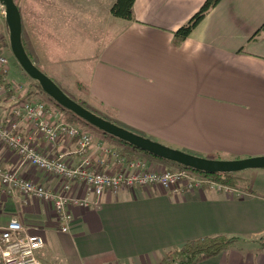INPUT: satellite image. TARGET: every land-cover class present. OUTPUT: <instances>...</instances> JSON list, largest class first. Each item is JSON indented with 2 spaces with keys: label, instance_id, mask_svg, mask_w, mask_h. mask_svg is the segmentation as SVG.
<instances>
[{
  "label": "crops",
  "instance_id": "1",
  "mask_svg": "<svg viewBox=\"0 0 264 264\" xmlns=\"http://www.w3.org/2000/svg\"><path fill=\"white\" fill-rule=\"evenodd\" d=\"M69 1L42 9L34 0L30 30L22 21L37 66L41 59L54 63L86 87L88 105L101 116L165 145L208 158L264 155V31L252 38L264 24V0H222L181 45L175 32L205 0H136L134 20L111 14L116 0H83L93 3L91 9ZM45 108L52 121L64 122L60 107L58 117ZM3 109L9 118L11 109ZM80 129L92 135L101 170H118L104 148L128 161L144 159L156 171L176 169ZM39 146L45 154L78 159L76 140L53 149L42 138ZM0 164L46 188L60 185V178L2 146ZM242 172L246 184L234 187L235 194L185 185L177 191L157 185L106 189L96 205L74 207L68 232L59 229L50 204L4 195L0 228L16 218L43 236L41 264H157L169 250L218 235L243 241L197 264H264V168ZM71 193L88 196L78 181Z\"/></svg>",
  "mask_w": 264,
  "mask_h": 264
},
{
  "label": "built area",
  "instance_id": "2",
  "mask_svg": "<svg viewBox=\"0 0 264 264\" xmlns=\"http://www.w3.org/2000/svg\"><path fill=\"white\" fill-rule=\"evenodd\" d=\"M0 15L6 18V8L3 4L0 7ZM8 61L0 49V77L7 73ZM3 92H6V88L0 84V95ZM14 98L15 96H12L11 99ZM42 138L53 149L62 141L76 140L74 153L78 157L77 161L71 162L65 154L55 157L40 151L39 142ZM0 146L12 151L22 161L60 178L59 187L52 190L0 164V197L20 193L27 198L50 204L56 213L59 229L63 232H68L74 221V207L87 208L96 205L106 189L117 192L122 187L132 189L157 185L177 191L185 185L192 190L208 186L228 194L237 193L234 187L187 167L156 171L150 169L144 159L128 161L118 152L107 148H104L103 153L106 156L111 155L118 170L115 173L101 170L94 164L92 135L71 124L52 121L40 100L16 101L11 107L9 118L0 116ZM77 181L85 185L87 197L79 198L71 193ZM91 195L95 199H92ZM45 246L43 236L29 233L16 218L0 228L1 264H41L39 255Z\"/></svg>",
  "mask_w": 264,
  "mask_h": 264
},
{
  "label": "water",
  "instance_id": "3",
  "mask_svg": "<svg viewBox=\"0 0 264 264\" xmlns=\"http://www.w3.org/2000/svg\"><path fill=\"white\" fill-rule=\"evenodd\" d=\"M0 3L6 8V22L9 27L11 49L22 69L29 77L40 84L46 95L88 124L98 128L105 134L127 142L160 159L208 174L240 172L247 169L264 168V155L242 159H214L198 156L126 129L85 108L67 95L28 56L22 42V15L15 0H0Z\"/></svg>",
  "mask_w": 264,
  "mask_h": 264
},
{
  "label": "rangeland",
  "instance_id": "4",
  "mask_svg": "<svg viewBox=\"0 0 264 264\" xmlns=\"http://www.w3.org/2000/svg\"><path fill=\"white\" fill-rule=\"evenodd\" d=\"M16 1H18V3H19L20 9H21V14H22V20L24 21V24L26 25L25 27L27 28V30H30V29H28V27H32V25H33L32 19H33V10H34L33 9L34 8V4H33L34 0H16ZM50 1L52 2V5H54V2L57 0H35V3L37 4L38 7L42 8V9H47V7L50 5ZM69 2H71V0ZM82 2L85 4H88V5H85L86 8L91 9L90 7L93 4V3H91V1L86 3V1L82 0ZM0 7H1V3H0ZM27 30H25L26 35L24 34L25 35L24 37H26V38H28ZM27 41H29V39ZM0 49H1L2 53L7 56L8 60H9L7 73L5 74L4 77L8 78L9 83H10V87L6 88V92L1 93V95H0V116H3L2 115L4 113L3 108H5V110L9 111V109H11L10 107H12L13 104L16 103V101L31 99V100H38V101L40 100L46 107H48V109L50 111H52V113L54 112L56 114V116L58 117L59 112L57 110L58 108H56V104H54L53 101L45 93L40 91V89L38 88V82L36 80L32 79L31 77H29L25 73V71L22 69L19 62L17 61V59L13 55V52L11 49V44H10L9 28L7 26V23H6V18H4L1 15H0ZM29 49L33 53L34 48L32 47L31 43L29 45ZM33 57L36 58L37 56L35 57L33 55ZM37 63L40 66V69L44 73H46L48 75L50 74L49 77H51L66 94L70 95L72 98H74L76 100H80L89 109L96 112L97 114H100V113H98V111L96 109H94L90 105H88L89 94H88L86 87L83 84L76 82V80L72 77H67L64 74V72L58 71L57 68L55 67V64L50 63L48 60L43 62V59H41V60H38ZM59 74H60V76H59ZM12 91L14 92V94L11 93ZM12 95L15 96L14 99H11ZM64 111L66 112V115H60L59 120L64 121L66 123L67 122L72 123L79 128L82 127L91 133L93 132V133L102 134L103 136H105L109 139H113L117 143L122 144V142H120L117 138L111 137L109 134H104L98 128L88 124L87 122H85L82 119H79L75 114H73L69 111H66V110H64ZM106 118H108V117H106ZM126 128H128V127H126ZM130 130H132V129H130ZM124 145L128 146L127 144H124ZM141 153L146 154L144 151H141ZM148 155L151 158L158 159V160H161V161H164V162L170 164L173 168L179 167V164H176V163L164 160V159H160V158L153 156L151 154H148ZM226 159H228V158H226ZM235 159H242V158H235ZM240 173H243V172L242 171L237 172V174L239 176H240ZM245 184H246V182L243 181L240 184V186L245 185ZM165 258H166V254H165V257L163 259H165ZM157 264H161V263L159 262Z\"/></svg>",
  "mask_w": 264,
  "mask_h": 264
},
{
  "label": "trees",
  "instance_id": "5",
  "mask_svg": "<svg viewBox=\"0 0 264 264\" xmlns=\"http://www.w3.org/2000/svg\"><path fill=\"white\" fill-rule=\"evenodd\" d=\"M135 1L136 0H116L114 2V4L112 5L111 14L115 17H118V18H122V19H126V20H134L135 19L134 18ZM221 1L222 0H205L204 3L202 4V6L199 8V10L185 24H183L181 27H179L178 30L175 32L176 44L181 45L192 34V32L198 27V25L203 21V19L207 16V14L213 8H215ZM15 2L20 9L18 1L15 0ZM20 12H21V9H20ZM7 26H8V24H7ZM262 31H264V24L256 31V33L252 36V38H255V36L260 34ZM24 36L25 35H24V29H23V31H22V42H23L24 48H25L28 56L34 62L33 53L29 49L30 44L27 42V40L25 39ZM37 67L40 69L39 66H37ZM0 84L5 88L10 87L9 80H8V78H5V77H0ZM38 88L40 89L41 92H43L39 83H38ZM11 93L14 94L13 91ZM12 96H14V95H12ZM72 99L77 101L78 103H80L85 108L89 109L80 100H76L74 98H72ZM51 100L53 101L54 104H56L62 110L68 111L64 107L57 104L53 99H51ZM89 110L92 111L91 109H89ZM92 112H94V111H92ZM94 113L97 114L96 112H94ZM97 115L101 116L100 114H97ZM101 117H103V116H101ZM103 118L117 124L113 120H110L106 117H103ZM79 119H81V118H79ZM117 125H119V124H117ZM119 126H121V125H119ZM122 127H124V126H122ZM124 128H126V127H124ZM126 129H128V128H126ZM111 137H113V136H111ZM119 141L124 143V144H127L128 146L132 147L133 149H135L139 152L142 151V150L130 145L127 142H124L122 140H119ZM145 153L149 154L147 152H145ZM214 159H224V158L215 157ZM179 166H181V165H179ZM181 167H184V166H181ZM188 169H190L196 173H201V174H204L206 176H209L213 180L220 182L222 184L231 186V187H238V186H240V184L243 181H245V179L242 178L241 176H239L237 174V172H224V173L208 174V173L197 171V170H194L191 168H188ZM242 241L243 240L238 238V237H228L225 235L204 237V238H200L197 240L188 241V242L184 243L183 245H181L180 247L169 250L166 253V258L162 259L160 261V263L161 264H197L198 262L203 261L209 257L220 254L221 252H223L224 250H226L232 246L240 244Z\"/></svg>",
  "mask_w": 264,
  "mask_h": 264
}]
</instances>
